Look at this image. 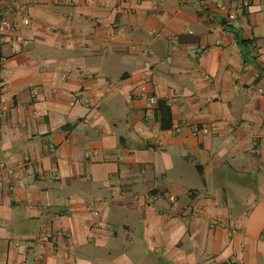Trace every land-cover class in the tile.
<instances>
[{
    "label": "crops",
    "instance_id": "crops-1",
    "mask_svg": "<svg viewBox=\"0 0 264 264\" xmlns=\"http://www.w3.org/2000/svg\"><path fill=\"white\" fill-rule=\"evenodd\" d=\"M201 1L0 0V264H264V0Z\"/></svg>",
    "mask_w": 264,
    "mask_h": 264
},
{
    "label": "built area",
    "instance_id": "built-area-1",
    "mask_svg": "<svg viewBox=\"0 0 264 264\" xmlns=\"http://www.w3.org/2000/svg\"><path fill=\"white\" fill-rule=\"evenodd\" d=\"M13 1H18V0H13ZM250 2H251V0H243L242 1V7H243V9L244 8H247ZM201 4L204 7H206L208 5H213V6H215L219 10H224V6L222 4H220V3H218L216 0H202L201 1ZM20 19H21V23L23 25L28 26L30 24V18H29L28 14L24 10L22 12H20ZM13 28H14V25L11 22H8L5 18H0V34L5 35V37H6V39L8 41L17 42V43L18 42L26 43V40H24L20 35L11 36V37L9 35H6L9 32H11L13 30ZM4 61H5V59L0 54V64L2 62H4ZM32 93H33V95L36 94L35 91H33ZM78 96H79V94H76L74 96V99H76ZM148 101L152 105L153 104H156V100L153 97H149L148 98ZM198 131H202L203 133H206L207 132L205 128H192L191 134L193 136H195L198 133ZM29 161H30L29 159H25L24 160V163L25 164H28ZM1 167H2V165H1ZM27 171H28V174L29 175H33L34 174V172H33V170L31 168H28ZM0 186H1V183H0ZM19 187L21 189H23L25 187V184L20 183L19 184ZM168 201L170 203V209H172L173 208V205L175 203V198L173 196H169L168 197Z\"/></svg>",
    "mask_w": 264,
    "mask_h": 264
},
{
    "label": "trees",
    "instance_id": "trees-1",
    "mask_svg": "<svg viewBox=\"0 0 264 264\" xmlns=\"http://www.w3.org/2000/svg\"><path fill=\"white\" fill-rule=\"evenodd\" d=\"M243 43V42H242Z\"/></svg>",
    "mask_w": 264,
    "mask_h": 264
}]
</instances>
